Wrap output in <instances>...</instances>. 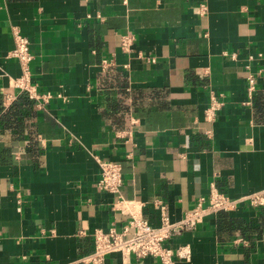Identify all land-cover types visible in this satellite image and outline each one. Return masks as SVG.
Here are the masks:
<instances>
[{
  "label": "crops",
  "instance_id": "crops-1",
  "mask_svg": "<svg viewBox=\"0 0 264 264\" xmlns=\"http://www.w3.org/2000/svg\"><path fill=\"white\" fill-rule=\"evenodd\" d=\"M14 29L51 94L42 104L14 84ZM211 94L224 102L214 121ZM98 159L121 163L129 209L153 225L157 200L178 220L212 183L231 197L263 189L264 0H0V264H80L96 229L121 227ZM169 244L191 250L177 264H264V207L209 214Z\"/></svg>",
  "mask_w": 264,
  "mask_h": 264
},
{
  "label": "built area",
  "instance_id": "built-area-1",
  "mask_svg": "<svg viewBox=\"0 0 264 264\" xmlns=\"http://www.w3.org/2000/svg\"><path fill=\"white\" fill-rule=\"evenodd\" d=\"M201 8L205 9L204 5H201ZM120 41L123 51L131 52L133 50L135 42L133 34H123ZM14 42L15 46L9 55L16 58L21 67V75L15 79L14 84L31 98L40 102L39 104H42V100L47 101L51 94L39 92L31 82L30 63L33 60V54L30 51V41L18 29H14ZM104 63L109 64L106 60ZM255 90V79L249 75L250 100L253 98ZM250 100L248 103L251 102ZM13 101L14 97L6 93L4 106L8 107ZM223 105L222 99L211 94L206 109V118L209 121H214ZM206 133L211 135L210 130H207ZM98 162L101 173L97 185L100 189L115 195L116 199L112 209L121 213L125 218L121 227L113 224L107 229L98 228L94 231V249L91 253L80 258V264H106L107 257L113 253H121L125 256L133 254L137 258L154 256L159 259L160 264H177L176 257L189 259L191 250L188 246L174 247L169 244L173 237L196 228L207 215L212 213L233 211L243 204L264 207V188L244 196L231 197L212 183L208 196H200L196 203L178 220H172L165 205L159 200L155 201L161 211V222L159 225H153L141 212L129 209L132 201L124 198L121 192L124 183L121 163L103 159H98Z\"/></svg>",
  "mask_w": 264,
  "mask_h": 264
}]
</instances>
